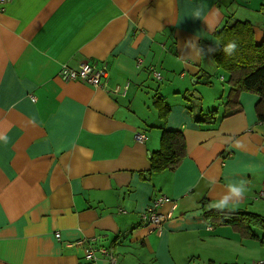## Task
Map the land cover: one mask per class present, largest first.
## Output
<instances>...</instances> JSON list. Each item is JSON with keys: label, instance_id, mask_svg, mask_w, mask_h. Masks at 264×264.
Here are the masks:
<instances>
[{"label": "crops", "instance_id": "crops-1", "mask_svg": "<svg viewBox=\"0 0 264 264\" xmlns=\"http://www.w3.org/2000/svg\"><path fill=\"white\" fill-rule=\"evenodd\" d=\"M229 15L261 42L264 0H0V264H110L98 252L87 261L86 247L117 264H264L262 232L213 228L200 205L264 220L257 96L240 91L229 111L216 102L231 88L210 49ZM82 63L104 65L106 85L57 76ZM185 91L206 93L203 112L217 103L213 127L195 123L203 112ZM161 129L183 134L186 156L144 179ZM234 188L243 198L230 209ZM162 194L176 206L159 208L171 216L150 233L140 214Z\"/></svg>", "mask_w": 264, "mask_h": 264}, {"label": "trees", "instance_id": "trees-1", "mask_svg": "<svg viewBox=\"0 0 264 264\" xmlns=\"http://www.w3.org/2000/svg\"><path fill=\"white\" fill-rule=\"evenodd\" d=\"M215 38L218 43L214 48L213 60L217 68L228 74V82L231 88L225 108L228 111L230 108L235 109L238 106L239 92L245 91L257 96L254 106L255 113L257 119L264 122V37L261 42L257 43L254 38L252 24L249 21L231 18L229 15L223 25L215 32ZM232 41L236 42L237 49L231 55H228L223 51V48ZM186 96L189 99V95L185 91L183 93L184 100H186ZM153 105L158 110L159 117L165 119L169 109L164 99L160 96L153 97ZM207 114L208 119L200 114V116H196L195 123L208 125L219 120L220 114H218L217 109L210 110ZM161 130L159 148L150 155V168L147 169L144 179L155 173L175 170L186 156L187 148L183 134L172 129ZM162 195L167 196L166 194ZM167 197L171 202L165 204H171V206L173 203L175 204L176 201L173 198ZM200 205L203 218L213 228L215 226H230L234 231L245 237L254 236L251 231L253 228L262 232L264 239V220H261L260 215L245 210L210 208V202L207 198H203ZM145 226L150 229V233L155 232L151 230L149 225ZM111 254L115 255L112 251ZM117 259L116 256L115 264H117Z\"/></svg>", "mask_w": 264, "mask_h": 264}, {"label": "built area", "instance_id": "built-area-1", "mask_svg": "<svg viewBox=\"0 0 264 264\" xmlns=\"http://www.w3.org/2000/svg\"><path fill=\"white\" fill-rule=\"evenodd\" d=\"M153 76L157 78L158 80L161 79V76L159 72L153 71ZM57 76L63 80V81H69L74 79H81L87 82L88 84L94 86V87H103L107 83V70L104 67V65L98 69L96 67H91L88 65H82L80 68L77 69H70L66 66H61ZM32 99H34L32 97ZM136 138L139 141L144 140V135L137 133ZM171 200L164 195L158 196L155 199L151 201L149 204V207H147L141 214V221L145 225H149L151 227L152 231L160 232L162 229V226L164 222L170 218L171 216V210H174L175 204L173 203L171 206V210L168 211L165 214L159 213L158 210L161 206H163L165 203H169ZM58 238L59 235H56ZM98 252L99 254L105 256L108 258L110 264L116 263V256L111 254L107 249L103 247H86L85 254L87 261L89 260H95L96 255L95 253ZM258 264H263V262H259Z\"/></svg>", "mask_w": 264, "mask_h": 264}, {"label": "rangeland", "instance_id": "rangeland-1", "mask_svg": "<svg viewBox=\"0 0 264 264\" xmlns=\"http://www.w3.org/2000/svg\"><path fill=\"white\" fill-rule=\"evenodd\" d=\"M235 16L236 17H241V14H240V11H237V12H235ZM238 19V18H237ZM82 65H88V64H85V63H82L81 64V66ZM88 66H91V65H88ZM93 66V65H92ZM91 66V67H92ZM94 67V66H93ZM80 68V67H79ZM74 80H81V79H74ZM69 81H73V80H69ZM81 81H83V82H85L84 80H81ZM86 84H88L87 82H85ZM88 85H90V84H88ZM204 85V84H203ZM90 86H92V85H90ZM205 86V85H204ZM94 87V86H93ZM94 88H99V87H94ZM200 95H202V96H205L206 95V93L205 92H203V93H201V92H198ZM187 94L189 95V99H188V96H186L187 98H186V100H187V103L189 104V109H190V111H196V110H201V108H202V106H201V102H200V100H202V97L199 95V96H195V95H193V94H190L189 92H187ZM195 97H196V99H195ZM226 101H228V99H227V95H225V98L224 99H222L221 98V96H219L218 98H217V100H216V102L217 103H219V104H223L224 102H226ZM216 103V104H217ZM216 104H211L210 105V107L209 108H207L206 106L204 107V112H206L207 110H210V109H213L214 108V106L216 105ZM195 108V109H194ZM202 111V110H201ZM203 112V111H202ZM200 113V115H203V117L205 118V119H208L207 118V113ZM218 114H220V115H222V110H219V112H218ZM197 115V114H196ZM200 115H198V116H200ZM194 116L195 115H193L192 117L194 118ZM197 116V117H198ZM214 124L215 123H209L208 124V127L210 128V127H213L214 126Z\"/></svg>", "mask_w": 264, "mask_h": 264}, {"label": "clouds", "instance_id": "clouds-1", "mask_svg": "<svg viewBox=\"0 0 264 264\" xmlns=\"http://www.w3.org/2000/svg\"><path fill=\"white\" fill-rule=\"evenodd\" d=\"M199 15H200V13L197 12V13H196L197 18L199 17ZM236 49H237V44H236V42L232 41V42H229L226 46H224L223 51H224L226 54L231 55ZM213 50H215V49H210V51H213ZM232 191H233V193L235 194V196H236L238 199H237L234 203H232V204H230V205H227L230 209H234L235 206H236V205L241 201V199L243 198V197L241 196V192H240L239 190H237V189L234 188ZM226 204H227V202L222 200V201H220L219 203H215V202L212 203V204L210 205V208L215 207V208H220V209H222V208H224V207L226 206Z\"/></svg>", "mask_w": 264, "mask_h": 264}]
</instances>
